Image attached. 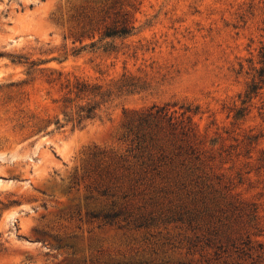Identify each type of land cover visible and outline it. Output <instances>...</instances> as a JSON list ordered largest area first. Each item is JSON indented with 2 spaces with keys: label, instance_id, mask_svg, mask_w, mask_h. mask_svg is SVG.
<instances>
[{
  "label": "rangeland",
  "instance_id": "obj_1",
  "mask_svg": "<svg viewBox=\"0 0 264 264\" xmlns=\"http://www.w3.org/2000/svg\"><path fill=\"white\" fill-rule=\"evenodd\" d=\"M262 47L264 0H0V264H264Z\"/></svg>",
  "mask_w": 264,
  "mask_h": 264
},
{
  "label": "trees",
  "instance_id": "obj_2",
  "mask_svg": "<svg viewBox=\"0 0 264 264\" xmlns=\"http://www.w3.org/2000/svg\"><path fill=\"white\" fill-rule=\"evenodd\" d=\"M133 27H128L126 24L123 25L120 29L107 30L104 33V37L113 38V37H122L127 36L131 33ZM261 69L258 72L260 77H264V47L261 48L260 53V62ZM119 90H124L126 93H132L138 87L133 82L132 79L125 78L117 82ZM64 88L67 90L64 97L61 99V109L63 115L69 121H72L74 118L77 119L78 123L82 120L93 119L95 117V112L97 109V104H90L91 102L82 105V102L86 99L93 100L98 98L100 101L106 97H109L110 94L107 91H102L101 87H93L85 81L75 80L74 83L66 81ZM252 92H248L245 96L246 99L250 97ZM73 96V98H71ZM153 110V109H151ZM197 110H194L196 112ZM193 112L189 107L184 109V112L181 114L185 116L186 113ZM169 111L165 108L156 109L155 112L148 113L145 118L148 121L149 119H156L160 116H167ZM188 123H191L190 117H187Z\"/></svg>",
  "mask_w": 264,
  "mask_h": 264
}]
</instances>
